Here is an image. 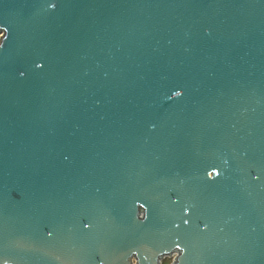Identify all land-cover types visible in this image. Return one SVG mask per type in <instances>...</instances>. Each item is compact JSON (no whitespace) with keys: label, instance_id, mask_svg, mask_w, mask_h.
I'll list each match as a JSON object with an SVG mask.
<instances>
[{"label":"water","instance_id":"1","mask_svg":"<svg viewBox=\"0 0 264 264\" xmlns=\"http://www.w3.org/2000/svg\"><path fill=\"white\" fill-rule=\"evenodd\" d=\"M0 264H264V0H0Z\"/></svg>","mask_w":264,"mask_h":264},{"label":"rangeland","instance_id":"2","mask_svg":"<svg viewBox=\"0 0 264 264\" xmlns=\"http://www.w3.org/2000/svg\"><path fill=\"white\" fill-rule=\"evenodd\" d=\"M4 35V32L2 30H0V40L1 37ZM174 256L173 255H168L165 256L162 261L161 264H170L173 261ZM133 262L136 264V260H133Z\"/></svg>","mask_w":264,"mask_h":264}]
</instances>
